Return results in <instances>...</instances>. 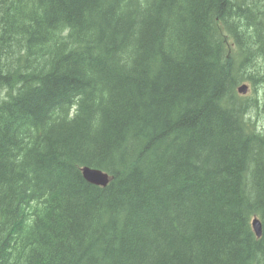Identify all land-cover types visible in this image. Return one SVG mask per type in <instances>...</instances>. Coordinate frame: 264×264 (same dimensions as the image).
I'll return each instance as SVG.
<instances>
[{
  "label": "trees",
  "instance_id": "trees-1",
  "mask_svg": "<svg viewBox=\"0 0 264 264\" xmlns=\"http://www.w3.org/2000/svg\"><path fill=\"white\" fill-rule=\"evenodd\" d=\"M261 96L264 0H0V264H264Z\"/></svg>",
  "mask_w": 264,
  "mask_h": 264
},
{
  "label": "water",
  "instance_id": "water-1",
  "mask_svg": "<svg viewBox=\"0 0 264 264\" xmlns=\"http://www.w3.org/2000/svg\"><path fill=\"white\" fill-rule=\"evenodd\" d=\"M238 91L245 93L246 87L241 86L240 88H238ZM82 175H83L85 180H87L88 182H91L93 184H101V185L105 184V178L103 177L104 175L98 171L92 170L91 168L85 167L82 170ZM251 225H252V228H253L255 235L257 237H259L261 234V224H260L259 220L253 219Z\"/></svg>",
  "mask_w": 264,
  "mask_h": 264
},
{
  "label": "bare ground",
  "instance_id": "bare-ground-1",
  "mask_svg": "<svg viewBox=\"0 0 264 264\" xmlns=\"http://www.w3.org/2000/svg\"><path fill=\"white\" fill-rule=\"evenodd\" d=\"M237 92H238V94H240L239 91H238V89H237ZM84 168H85V166H84L83 168L80 169V170H81V174H82V170H83ZM92 170L98 171V172H100L101 174L104 175L103 177L105 178V184H104V185H101V184H93V183L88 182L87 180H85L84 177H83V175H82L83 179H84L87 183H89V184H91V185H93V186H98V187H101V188H105V187L108 185L109 181H110V177H109V175H108L107 173L103 172L102 170H99V169L92 168Z\"/></svg>",
  "mask_w": 264,
  "mask_h": 264
},
{
  "label": "rangeland",
  "instance_id": "rangeland-1",
  "mask_svg": "<svg viewBox=\"0 0 264 264\" xmlns=\"http://www.w3.org/2000/svg\"><path fill=\"white\" fill-rule=\"evenodd\" d=\"M260 98L262 99V101H264V96H261Z\"/></svg>",
  "mask_w": 264,
  "mask_h": 264
}]
</instances>
